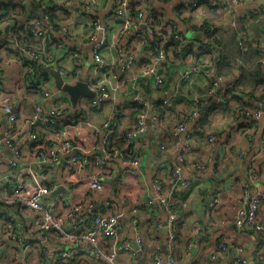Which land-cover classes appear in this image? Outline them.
<instances>
[{"label": "built area", "instance_id": "built-area-1", "mask_svg": "<svg viewBox=\"0 0 264 264\" xmlns=\"http://www.w3.org/2000/svg\"><path fill=\"white\" fill-rule=\"evenodd\" d=\"M108 1L112 5L111 10L107 12L109 21L103 23L100 13L94 10V0H82V12L90 16L88 42L92 44L91 72L85 78L81 74V61L76 55L78 49L74 46L75 41L65 26L58 29L52 27L45 5L40 8L39 13L43 18L32 14L23 21L0 24V119L2 117L5 119L4 131L0 133V223L6 227L4 237L9 244V247L3 250L0 248L2 250L0 264H26L28 253L34 249L37 250L38 264H44L49 260L69 264L82 254L104 264H118L117 256L120 252L135 256L128 241L120 243L119 218L124 214L105 204L97 206L95 211L94 208L107 183L114 178L109 168L115 164H111L109 160H116L123 167L131 168L125 179L117 178L119 188L122 189L125 182L128 184L129 179L136 181L140 186L143 180L140 166L144 156L137 142L148 128L154 133L163 128L164 116H161L157 109H153L152 104L139 94V82L146 81L152 85L159 96L155 98V103L159 102L167 114L170 108L177 110L179 108L177 94L167 90L165 71L172 65L173 57L180 52L187 53L186 58L193 57L194 53L203 52L205 56L199 60L200 64H191L181 71L175 83L176 87L182 88L194 75L202 72L207 78L206 96L213 98L217 103H222L223 107L232 101L230 91L238 89V74L235 77L216 71L218 63L237 66L240 62L232 61L222 52L213 27H202L201 32L205 34L207 44H199L180 34L173 25L167 24L159 13L147 12L144 6L131 13L132 8L129 6L133 5V0ZM201 1L205 0H187L185 6L196 10ZM218 1L221 9L231 14L250 0ZM249 17L264 18V9L250 12L245 17L246 20ZM117 22L120 23L121 32L125 35H132L134 32L137 36L143 37L141 36L143 32L140 31L143 28L145 35L150 38L148 41L144 40L142 44L145 53L140 60L132 53L128 56L124 49H118L112 61L106 58L104 51L108 45V25ZM26 27L34 38V44L31 46L24 45L17 34V30ZM229 27L233 28L234 23L230 22ZM56 33L62 35L64 43L51 39ZM242 34L238 37L239 47L254 48L259 56L258 63L264 66V39L254 40L247 32L242 31ZM171 44H177V49H168ZM61 51L74 55L73 72L62 68L55 60L54 55ZM8 55L17 56L25 67L30 69L36 78H33L34 83L30 82L29 86L40 92L38 98L34 100L27 127H22L23 130L16 128L19 111L13 107V97L5 93L8 81L3 60ZM135 68H138L137 72H134ZM48 71L57 72L63 85L84 82L93 93V98L81 96L73 106L67 94L54 88V79ZM110 81L114 91L130 85L133 96L127 108L115 110L101 127L93 128L87 120L88 114L98 111L101 106L114 100L108 88ZM129 107L142 109L135 115L133 121H130L127 115ZM236 108L238 114L245 117L244 120L248 119L254 125L264 114V100L257 101L252 107L240 108L238 105ZM177 115H180L178 119L167 124L171 144H159L163 153H174L175 158L172 162L161 163L157 167L152 178V195L142 203L147 210L159 208L168 214L166 249L164 252L155 253L150 264H177L174 250L180 220L172 209L174 197L176 193L187 190L196 176L205 171L203 164L196 161L188 162L187 156L195 148L194 140L212 145L216 139L212 135L204 136V131L197 122L198 100L193 101L191 111L179 110ZM189 124H195L193 132L198 137L192 134L187 136V133V138L182 139L181 136L185 134ZM240 124L238 121L237 127ZM81 127L87 129V132L84 133ZM66 130L69 131V135L71 131L75 134L64 137ZM89 131L93 143L86 148L82 141ZM43 132H48L49 135L44 137ZM249 134L254 132L250 131ZM21 135L28 138L30 145L26 149H22L18 144ZM99 135H102L100 139ZM157 137L161 142L160 133ZM116 138L122 139L121 146L113 144ZM221 147L225 154L232 153L241 161L245 158V153L229 142L222 144ZM262 151L264 153V142ZM6 152L11 154V157L5 158L3 154ZM94 152L98 154H92ZM56 164L70 175L86 173L87 187L77 203L69 204L66 193L69 192L68 183L53 181L51 167ZM183 167L195 172L196 176H187ZM255 168L253 163L247 164L243 184L245 192L241 194L235 206L232 225L238 231L248 228L264 235L260 208L264 193L259 191L250 195L248 191L249 188L259 190L261 188L262 181ZM58 189H61L60 192L55 193ZM212 201L210 211H213L220 202L218 193L213 195ZM9 208L12 209L11 212L8 211ZM152 211L154 210L150 211L149 218L155 224L156 230L160 228V223L158 216L151 215ZM215 226L217 222L210 221L204 229L208 233ZM1 230L2 227L0 236ZM102 239L111 241L106 249L100 243ZM135 241L138 245L137 251L142 252L143 241L137 232ZM228 247V239L220 237L214 251L208 256V262L217 263L220 257L227 253ZM1 256H4V262H1ZM226 264H264V250L250 260L237 257Z\"/></svg>", "mask_w": 264, "mask_h": 264}, {"label": "crops", "instance_id": "crops-1", "mask_svg": "<svg viewBox=\"0 0 264 264\" xmlns=\"http://www.w3.org/2000/svg\"><path fill=\"white\" fill-rule=\"evenodd\" d=\"M133 1L131 7L140 8L144 6L147 12L152 10L159 11V14L164 17L167 24L173 25L180 34L195 43L207 44V38L201 32V29L203 26L213 27L222 52L230 56L232 61H242L241 57L231 53L232 49H238V37L243 35L242 31L247 32L251 39H264V18L249 17L248 20L245 18L252 11L264 9V0L247 1L231 14L221 9L218 0L201 1L202 3L196 10H191L185 6L187 0ZM43 5L46 6L48 12L50 11V14L55 16L58 28L65 26L68 29L72 39L75 41L74 46L78 49L76 55L78 60L80 59L81 61L82 77L89 76L92 66V44L88 42L90 16L82 12V0H9L6 7L0 9V16L4 18L2 23L8 24L13 19L18 22L20 21L19 19H24L28 15L32 16V14L41 18L39 13H41L40 8ZM111 6L108 0H94V10L100 13L103 23L109 21L107 12L111 10ZM230 22L234 23L233 28L229 27ZM108 31V45L104 53L109 61L115 58V53L118 49L127 51L128 56H131L132 53L137 60L141 59L140 57L145 53V48L142 44L144 40H150L145 35L143 28L140 29L143 35H141L142 33L139 34L143 37L137 36L134 32L132 35H125L121 32L119 22L110 23ZM55 36L60 38L61 41L58 42L64 43L62 35L56 33ZM242 49L245 50L244 56L248 54L249 60L245 64L248 68L247 70H251V67L253 68L257 63L258 53L250 46L242 47ZM186 55L187 53L182 51L174 56L172 66H170L166 77V88L170 93L177 94V105L180 109L191 111L193 101L195 99L198 100L199 117L197 122L201 125L204 136L212 135L216 139L215 144L212 145L207 142L202 144L194 140L195 148L187 156L188 162L196 161L203 164L205 171L196 176L195 172L186 170L183 167L187 176L195 175L196 179L192 181L191 186L187 190L176 193L174 197L172 209L177 213L180 220L175 241V260L177 264H210L208 256L214 251L220 237L228 239L229 247L227 253L222 255L215 264H226L237 257H245L250 260L255 254L264 250V235L248 228L241 231L236 230L232 225V217L241 194L245 192L243 184L245 182L247 164H254L262 181L260 190L248 189L250 195L259 191L264 193V153L262 151L264 114L253 125L248 119L244 120L245 117H241L238 114L236 106L239 105L240 108L243 106L252 107L256 104V98L264 91V84L259 83L252 90L249 79L242 80L244 83L238 87L237 92L243 90L244 93L242 94L244 95L238 96L239 99L232 100L226 107L218 108L216 100L207 97L208 85L204 73L201 72L194 75L182 88L176 87L175 83L181 71L191 64H200L199 60L205 56V53H194L193 57L187 58ZM54 58L59 66L73 72L75 62L72 53L61 51L56 53ZM7 59L8 62L4 66L6 81H8L5 93L13 97V107L19 111L16 128L23 130L22 127L25 121L32 113L34 100L38 98L40 92L36 88H30L29 86L30 82L34 83L33 78H36L35 75L29 73V68L25 67L23 69V66L18 65L19 63L17 64L10 56ZM215 68L218 69L217 67ZM137 71L138 68H135L134 72ZM39 72L42 73L41 69H39ZM230 73V75L235 77L239 74L238 71ZM138 86H140L139 94L149 102H152V104L155 102V98H159L150 83L146 81L145 83L139 82ZM108 88L109 92L114 96V100L104 105L102 111H92L88 114L87 120L93 128L101 127L115 110L127 108L128 106L132 90L130 85L124 89L114 91L113 84L110 81ZM172 110L174 109L170 108L169 112ZM129 113L130 111L127 113L128 116H130ZM172 115H175V113ZM129 119L132 121L131 118ZM238 121L241 124L237 127ZM147 124L149 125V123ZM194 125H188L185 134L181 136L182 139H186L189 134L197 136L193 132ZM4 126L5 119L2 117L0 119V133H3ZM81 129L84 133L87 132L84 127H81ZM250 131H253L254 134H249ZM159 133L161 134V142L157 137ZM74 134L73 131L70 132L71 136ZM48 135V132L42 133L44 137ZM70 135L68 130L64 132V137H70ZM101 137L102 135H99L98 138L100 139ZM228 142L245 153L243 161L237 159L232 153L225 154L221 145ZM82 143L86 148L93 143L90 131L83 137ZM137 143L144 156L140 166L141 179H143L140 186L136 181L129 179L128 184L125 182V186L122 189L119 188L117 178L122 177L125 179L131 168L123 167L116 160H109L111 164H115L114 167L109 168L114 178L107 183L96 204V206L103 204L111 206L113 210L124 214L119 218L121 225V231L119 232L120 243L128 241L135 256L131 257L127 252H120L117 256L118 264H150L152 256L157 252H164L167 245V211L159 208L147 210L142 204L143 201L152 195V178L157 167L161 163L172 162L175 158L174 153L166 154L159 148V144H171V135L167 131V123L164 117L162 129L154 133L148 128L145 135ZM18 144L22 149H26L30 145L28 138L22 135L19 137ZM8 155V152L3 154L5 158ZM51 170L55 183L69 184V192H66L69 204L77 203L87 187L86 173L70 175L57 164L53 165ZM216 193L220 197V202L213 211H210L213 195ZM260 208L261 223L264 224V200ZM151 210H154L151 215L153 217L158 216L159 219L160 228L156 230H154L155 224L149 218ZM8 211L11 212L12 209L9 208ZM93 213L94 211L91 214ZM210 221L217 222V226L206 233L204 228ZM0 227H2L0 248L3 250L9 247V244L4 237L6 227L2 226L1 223ZM135 232L142 238V252L137 251L138 245L135 241ZM100 243L106 249L111 241L102 239ZM2 250L0 249V255H2ZM4 256H1V262H4ZM26 264H38L37 250L34 249L28 253ZM44 264H55V262L49 260ZM69 264L104 263L82 254Z\"/></svg>", "mask_w": 264, "mask_h": 264}, {"label": "trees", "instance_id": "trees-1", "mask_svg": "<svg viewBox=\"0 0 264 264\" xmlns=\"http://www.w3.org/2000/svg\"><path fill=\"white\" fill-rule=\"evenodd\" d=\"M8 1L9 0H4V1H1L0 0V9L6 7ZM131 8H132L131 9V13H135L136 10H137V8H135V7H131ZM156 13H159V11H157V10H152L151 11V14H156ZM47 17H48L49 23L52 25V27L54 29L55 28H58V24L55 22V16L53 14H50V11L48 12ZM2 19H4V18H2V16H0V24H2ZM24 19H19V20L20 21H23ZM13 21L16 22L17 20L16 19H13ZM27 29H28L27 27L26 28H23V29H19V30H17V34L19 35V38L21 39V41L23 42L24 45L31 46L32 44H34V41H33L34 38L28 33V30ZM51 39L53 41H56V42L61 41L60 38L58 36H55V35L52 36ZM168 49H170V50L171 49L172 50H176L177 49V44H171L170 45V48H168ZM232 50H231V53L233 55L242 58V61H240V65H237V66H228V65L223 64V63H218V66H217L218 69H216L217 73L223 74V75H227V74H229L232 71H238V73H239L238 74L239 75V82L237 84L238 87L241 86L244 83V82H242V80H245V79H249V83L251 84L252 90L254 89V87H256L255 85H258L259 83H263L264 84V66L263 65H260L258 63V59H257V63L254 65V67L253 68L251 67V70H247L248 68L246 67L245 64H246L247 60H249L248 59V54L246 56H244V51L245 50L242 49V47H238V49H232ZM9 56L12 57L16 61V63H21L24 67L26 66L25 64H23L21 62V60L17 56H12V55H8V56H6L4 58V60H3V65L4 66H5V63L8 62L7 57H9ZM33 69H35V68H33ZM169 69H170V67H169ZM169 69H166V71H165V77H167ZM29 71H30V69H29ZM201 71H203V70H201ZM30 74L33 75V73L31 71H30ZM26 76H27V79H28V75L27 74H26ZM26 76H25V78H26ZM240 78H241V81H240ZM263 87H264V85H263ZM230 93L232 94V95L230 94L232 100L239 99V97L236 96V94H240L239 96H241V95L243 96L244 95V94H242V93H244L243 90L237 92L236 89H233L232 91H230ZM256 100L257 101L264 100V91H263V93H261L256 98ZM152 106H153V109H157L159 111V113L161 114V116H164L165 117V121H166L167 124H169L170 122H172L175 119H178L180 115H177V114H178L179 110L182 111L180 108H177L179 110L174 109L171 112L168 111V114H167V112H165L166 109L165 108H161L162 106L160 105L159 102H157V103L154 102L152 104ZM217 107L218 108L223 107L222 103L218 102L217 103ZM139 111H142V109L141 108H138V107H136L132 111H130L129 115L131 117L130 116L129 117L132 119V121H133L135 115ZM173 113H175L176 115H172ZM121 138L123 139V136H121ZM122 139L116 138L114 140V143L113 144L116 145V146H121L122 143H123L122 142Z\"/></svg>", "mask_w": 264, "mask_h": 264}, {"label": "water", "instance_id": "water-1", "mask_svg": "<svg viewBox=\"0 0 264 264\" xmlns=\"http://www.w3.org/2000/svg\"><path fill=\"white\" fill-rule=\"evenodd\" d=\"M40 17L42 18L43 15L40 14ZM48 73L54 79L56 90H61L62 92L67 94L68 97H70V101H71L73 106L76 104L78 98L81 96L85 97V98H92L93 97V93L89 90V88L87 87V85L84 82H78L76 85H63L61 77L58 75L57 72L48 71ZM149 103L152 104V102H149ZM7 157H11V154H9ZM58 191H60V189L56 190L55 193H57ZM96 208H97V206L94 208V211Z\"/></svg>", "mask_w": 264, "mask_h": 264}, {"label": "rangeland", "instance_id": "rangeland-1", "mask_svg": "<svg viewBox=\"0 0 264 264\" xmlns=\"http://www.w3.org/2000/svg\"><path fill=\"white\" fill-rule=\"evenodd\" d=\"M132 5H130L129 7H131ZM134 37V36H133ZM229 58H231L230 56H228ZM18 64V63H17ZM18 65H20V66H22L20 63L18 64ZM23 69H25V67H22ZM231 73H229V75H230ZM26 90H28V89H26ZM29 90H31V89H29ZM37 90V89H36ZM94 96V95H93ZM133 96V94L131 93V97ZM131 97H130V99H131ZM93 98V97H92ZM76 105V104H75ZM104 108V106H101L100 107V109L98 110L99 112L100 111H102V109ZM129 109V111H132L133 109L132 108H128ZM120 110V109H119ZM182 110V112H185L186 110H184V109H181ZM114 113V112H113ZM113 113L111 114V115H113ZM110 115V116H111ZM31 116V115H30ZM30 118V117H29ZM29 118L25 121V123H24V125H23V127L24 128H26L27 127V122H28V120H29ZM68 118H69V115H68ZM92 154H98V153H92ZM10 261V260H9ZM55 264H57L56 262H55Z\"/></svg>", "mask_w": 264, "mask_h": 264}]
</instances>
